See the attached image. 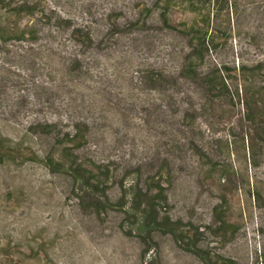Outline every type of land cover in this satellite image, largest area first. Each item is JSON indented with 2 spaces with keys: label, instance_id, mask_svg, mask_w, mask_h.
I'll return each instance as SVG.
<instances>
[{
  "label": "rangeland",
  "instance_id": "1",
  "mask_svg": "<svg viewBox=\"0 0 264 264\" xmlns=\"http://www.w3.org/2000/svg\"><path fill=\"white\" fill-rule=\"evenodd\" d=\"M25 1L40 27L65 18L99 44L79 78L42 59L79 50L67 30L0 44V264H264V2H241L235 21L216 0L188 81L179 69L201 36L181 24L203 15L179 0ZM217 72L228 91H208ZM77 120L85 142L62 143ZM48 154L75 159L83 178L49 168Z\"/></svg>",
  "mask_w": 264,
  "mask_h": 264
},
{
  "label": "trees",
  "instance_id": "2",
  "mask_svg": "<svg viewBox=\"0 0 264 264\" xmlns=\"http://www.w3.org/2000/svg\"><path fill=\"white\" fill-rule=\"evenodd\" d=\"M170 0H155V2H164L168 5ZM234 17L235 21H239L240 17L245 15V10H240L241 2L255 4L260 0H227ZM264 2V0H261ZM180 5L183 6L186 12L191 14L203 15L201 24H198L197 21L192 20L191 22H183L181 25L184 29L189 30L191 32L199 34L201 37L197 38L195 43L192 42L191 46L194 47L192 49L191 55L186 58L179 69L181 73V78L188 81H195L199 77V73L197 70L198 65L202 64L206 57V50L209 48V43L212 42V32L214 30V26H212V16L214 13V8L218 5L216 0H179ZM164 4V5H165ZM168 9L166 8V12L161 14V21L169 28L174 29L175 26L170 24V19L167 14ZM37 13L34 5L28 4L25 0H0V44H6L5 40H16L23 41L31 39L32 41H37L39 36L43 32H47L52 40L57 39L58 35L64 33L66 30L68 31L69 40L72 42V45L75 49L71 52H61V51H49L48 54L42 58L44 61L56 65V67L61 68V70H65L67 72L72 73V76L75 78L81 77L82 74V63H83V53L84 49H89L91 47H95L99 44L98 34L93 32L89 27L83 25L70 24L67 19L57 17V18H48L50 21V25L44 28L40 27L38 22L35 20L34 16ZM21 14H28L32 18V24L21 25L19 23H10L9 19L11 17L20 16ZM140 19H134L133 21L124 23L126 26H133L139 23ZM111 27L106 28V32H109ZM110 32V33H111ZM49 37V36H48ZM9 38V39H6ZM3 43H2V42ZM58 48V47H57ZM38 53L42 54L43 51L40 50ZM46 59V60H45ZM240 69L244 71L245 66L242 64ZM153 81H157L155 77L151 78ZM219 83L225 90L228 91L227 78L223 76L220 72L212 74L208 80L206 81L208 91H213L212 84L213 82ZM171 87V86H170ZM40 105V104H39ZM55 122H51L48 126L51 128ZM86 126L85 123L80 120L74 121L71 125L70 132H67L64 136H62V143L74 142L77 141L78 144H83L86 140L87 132L81 126ZM53 137V131H51ZM64 138V139H63ZM57 139V136H56ZM76 145V144H75ZM4 147L9 150V147H6L1 140L0 137V148ZM5 153H9L6 151ZM10 154V153H9ZM8 155V154H7ZM72 155V154H68ZM64 156V155H63ZM65 158H55L53 154H48L45 157L46 165L49 168L53 167V164L56 163L61 165V167H68L70 170V175L72 178H83L79 173V168L76 166V161L71 160L69 164L64 162ZM67 165V166H66ZM81 167V166H79ZM132 201H136L135 198H131ZM141 202L138 201L136 203L133 202L131 205V210L140 211ZM152 220H146L140 225V230L142 233L150 232L152 229ZM150 250V249H149ZM148 250V251H149ZM224 264H232L231 262L224 261Z\"/></svg>",
  "mask_w": 264,
  "mask_h": 264
}]
</instances>
